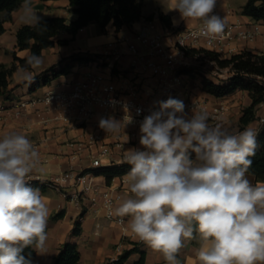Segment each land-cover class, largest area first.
I'll list each match as a JSON object with an SVG mask.
<instances>
[{
    "label": "clouds",
    "instance_id": "clouds-1",
    "mask_svg": "<svg viewBox=\"0 0 264 264\" xmlns=\"http://www.w3.org/2000/svg\"><path fill=\"white\" fill-rule=\"evenodd\" d=\"M32 4L23 0L21 19L39 27ZM216 5L217 0H172L170 10L182 20L202 21L201 34L212 37L225 29L214 14ZM42 63L31 54L27 67L18 70L30 80L28 69ZM157 103L139 123L140 147L125 151L129 192L114 214L130 217V231L167 264H181L180 250L192 240L198 264H264V183L248 178L259 147L257 131L233 133L210 123L206 111L186 112L179 99ZM130 123L129 115L124 128ZM121 125L113 116L99 119L107 133H119ZM40 164L39 150L25 134L0 138V264H32L25 249L42 254L45 247L49 208L40 189L26 180L42 170Z\"/></svg>",
    "mask_w": 264,
    "mask_h": 264
},
{
    "label": "crops",
    "instance_id": "crops-1",
    "mask_svg": "<svg viewBox=\"0 0 264 264\" xmlns=\"http://www.w3.org/2000/svg\"><path fill=\"white\" fill-rule=\"evenodd\" d=\"M138 1L141 2V18L139 20L123 25L118 30L108 23L104 32H100L95 23H89L79 29L73 37L66 32H61L55 36V39H68L67 44H54L43 49L40 55L43 64L37 70H35L36 67L28 69L30 80L24 79L25 73L18 70L20 67L9 78V91L5 95H0V106L4 108L0 110V138L8 133H23L38 148L41 159L39 167L42 170L33 171L26 179L29 177L47 181L70 169L74 172L89 169L91 164L89 150L95 152L100 144H107L113 148V158L116 161H119L122 150L126 151L134 145L140 147L139 142L134 144L129 138L130 127L128 125L124 128L122 123L119 133H107L101 129L99 127V119L102 117L100 107L95 108V113L86 124L76 126L53 119L54 113L51 111L42 112L31 108L21 117H14L10 111L19 100L36 98L49 90L68 91L76 80L89 72L102 73L107 77L109 83L123 90L129 86H135L141 91L143 99L155 102V95L152 93L155 91L153 88L156 79L149 70H137L132 66V56L127 50L126 43H120L121 55L117 61L112 58L106 59L103 55L105 44L123 39L148 19L154 20L159 28L169 27L172 29L194 27L200 20L180 19L178 11L170 10L172 0ZM246 1L217 0L214 14L221 16L227 23H237L247 29H252L256 25L258 30L264 33L262 22L242 13V7ZM22 3L11 12V19L4 22V32L0 34V63L6 65L13 62L12 54L8 51H15V54L21 58L29 55V49L16 47V31L22 25H29L21 19L23 15ZM32 6L40 18L58 16L63 17L66 22L76 18L68 0H33ZM161 15L167 19L168 25L161 21ZM228 48L232 49V53L248 50L255 54H264V43L260 36H256L252 40H231L228 43ZM71 57H76V59L71 60ZM77 57H82V59L79 60ZM64 62L69 63V70L66 74L58 76L34 91L29 90V85L36 77L40 79L50 66L56 65L57 69L59 64ZM201 74L206 75L204 72ZM185 87L189 96H205L211 101L226 102L229 108L221 124L233 133L242 131L246 127L257 131L264 123V102H262L257 105L256 118L242 128L238 126L242 108L251 102L250 96L244 90H236L228 96L215 97L204 92L198 80L197 84L187 83ZM116 141L122 143V148L114 147ZM248 178L253 184L262 183L253 174L249 173ZM91 183L98 190L108 191L117 197L113 210L129 192V186L121 180V176H116L110 183H106L102 175H93ZM73 189L72 180H69L55 187H47L43 192L40 191L49 208L46 228L47 240L44 249L41 250L42 254L34 250L31 258L33 264H53L55 255L66 242L76 243L80 254L78 264H106L130 249L135 250L130 252L122 264H136L140 257L139 251L144 252L142 264H167L161 253L151 249L144 241H137V239L128 236L131 232L130 217H125L122 224L108 219L105 217V211L99 201L92 203L83 196L77 200L70 196H64L65 192L71 193ZM61 209L64 210L63 215L52 218ZM81 212L83 215L79 217ZM76 220L80 221L81 230L79 234L74 235L72 230ZM197 247L196 240L186 242V246L180 250L178 256L181 264H198Z\"/></svg>",
    "mask_w": 264,
    "mask_h": 264
},
{
    "label": "built area",
    "instance_id": "built-area-1",
    "mask_svg": "<svg viewBox=\"0 0 264 264\" xmlns=\"http://www.w3.org/2000/svg\"><path fill=\"white\" fill-rule=\"evenodd\" d=\"M203 22L200 21L194 27L172 29L169 27L159 28L154 20H146L138 29L131 31L123 39L106 43L103 55L106 59L118 60L121 55L120 43L125 42L129 54L132 56V66L137 70L147 69L156 79L154 85L155 102H149L141 97V91L135 86L121 89L108 82L105 75L99 72L83 74L76 80L68 91L49 90L43 95L17 101L10 109L14 117H21L28 109L34 108L42 112H53V119L64 124L76 126L86 124L95 113V108L102 109V117L113 116L127 123L129 115L133 123L130 127L129 138L134 144L139 142V123L150 110L158 108L159 101L168 98L182 100L185 111L191 112L194 107L197 110L206 111L210 117V123H221L228 111V104L221 100L211 101L205 96H189L185 91L184 70L189 68V60L200 59L218 68L214 61L210 60L205 51L216 52L219 57L233 54L228 48V43L234 39L252 40L260 36L264 43V33L255 25L252 29L244 28L237 23L225 22V29L221 35L205 36L201 34ZM186 51H190L189 54ZM229 55V56H230ZM227 56V57H229ZM226 70L228 68H225ZM217 73V72H216ZM115 103H112V102ZM264 102V101H263ZM125 105L127 109H125ZM41 106V107H40ZM4 108L0 106V110ZM142 111L137 113V110ZM114 147H121L122 143L116 141ZM133 147H136L135 145ZM125 151H121L119 161L113 158V148L107 144H100L95 152L89 150L91 159L90 168L125 163L123 160ZM127 173L120 175L121 180L126 182ZM93 173L80 170L74 172L72 169L59 175L51 177L47 181L27 178V182L33 180L44 182L48 187H55L62 182L72 180L74 189L71 193H64L65 197L74 200L81 196L88 198L90 202H100L105 211V217L122 224L125 217L114 214V203L116 196L108 191H100L91 183ZM132 239L142 241L132 232L128 234ZM113 258L110 262L116 260Z\"/></svg>",
    "mask_w": 264,
    "mask_h": 264
},
{
    "label": "trees",
    "instance_id": "trees-1",
    "mask_svg": "<svg viewBox=\"0 0 264 264\" xmlns=\"http://www.w3.org/2000/svg\"><path fill=\"white\" fill-rule=\"evenodd\" d=\"M23 0H0V34L4 32V22L11 19V12L15 10ZM76 18L70 22H66L63 17H45L41 18L39 27H31L22 25L16 31V47L18 49H29V55H41L43 49L53 46L54 44H67L68 39L57 38L55 36L61 32H66L72 37L79 29L95 23L100 32H104L108 23H111L116 30L123 25H128L141 18V2L138 0H68ZM242 13L251 17L256 21L264 24V0H247L242 7ZM149 18V17H148ZM163 23L168 25V21L164 16H160ZM12 54L13 62L9 65L0 63V95H5L8 90L9 78L18 67H27L26 58L18 57L15 51H8ZM187 54L190 51H186ZM207 57L214 61L218 68H228L231 75L221 83H216L211 79L203 76L201 88L204 92L215 97H222L233 93L236 90H244L251 98L248 106L242 108L239 117V126L244 125L255 119L256 106L264 101V54H255L248 50L233 53L229 57H219L216 52L205 51ZM76 57H71V60ZM82 59V57H77ZM30 69V68H29ZM69 70V63H60L56 69V65L50 66L40 77L35 78L29 85V90L34 91L40 86L49 83L51 80L60 75L66 74ZM259 147L252 159L253 163L249 170L258 181L264 183V123L258 128ZM94 175H102L106 183H110L112 178L128 173L129 165L125 163L100 166L91 169ZM33 187L45 191L47 185L39 180H33L30 183ZM64 210L61 209L55 213L52 218L61 217ZM83 212L79 215L81 217ZM80 221L74 222L73 234L80 232ZM130 249L122 252L116 260L106 264H122L129 256ZM34 254L31 248L25 249L24 254ZM140 257L136 264H142L144 252L139 251ZM80 254L76 243L66 242L62 245L58 253L53 259V264H78ZM33 264V263H32Z\"/></svg>",
    "mask_w": 264,
    "mask_h": 264
},
{
    "label": "rangeland",
    "instance_id": "rangeland-1",
    "mask_svg": "<svg viewBox=\"0 0 264 264\" xmlns=\"http://www.w3.org/2000/svg\"><path fill=\"white\" fill-rule=\"evenodd\" d=\"M222 57H226V56H222ZM39 67H36L35 70H37ZM184 72L187 73V75H184V77H183L184 78V86L187 83L197 84V80L202 85V77L203 76L211 79L212 81H214L216 83H221L222 81L226 80L231 75V72L229 71V69L226 70L224 68L221 71H217L214 65L207 63L203 60H200V59L197 60V59H193V58H191L189 60V68L184 70ZM201 72H204L206 75L201 74ZM184 88L186 91V87H184ZM194 96H198V95H194ZM226 96H228V95H226ZM256 108H257V106H256ZM238 126H239V124H238Z\"/></svg>",
    "mask_w": 264,
    "mask_h": 264
}]
</instances>
